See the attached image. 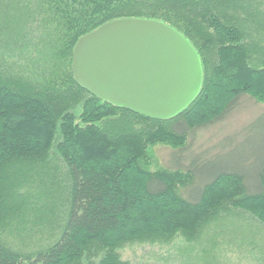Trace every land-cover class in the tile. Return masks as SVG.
Wrapping results in <instances>:
<instances>
[{
	"label": "trees",
	"instance_id": "1",
	"mask_svg": "<svg viewBox=\"0 0 264 264\" xmlns=\"http://www.w3.org/2000/svg\"><path fill=\"white\" fill-rule=\"evenodd\" d=\"M124 18L161 21L196 49L201 89L176 116L115 107L75 81L77 40ZM244 100L264 104V0H0V264H136L121 250L191 245L237 209L264 228V111L199 142ZM28 215L58 219L60 234L17 248Z\"/></svg>",
	"mask_w": 264,
	"mask_h": 264
},
{
	"label": "water",
	"instance_id": "2",
	"mask_svg": "<svg viewBox=\"0 0 264 264\" xmlns=\"http://www.w3.org/2000/svg\"><path fill=\"white\" fill-rule=\"evenodd\" d=\"M75 81L96 97L151 119H168L199 94L203 70L190 41L154 19L109 21L72 49Z\"/></svg>",
	"mask_w": 264,
	"mask_h": 264
},
{
	"label": "rangeland",
	"instance_id": "3",
	"mask_svg": "<svg viewBox=\"0 0 264 264\" xmlns=\"http://www.w3.org/2000/svg\"><path fill=\"white\" fill-rule=\"evenodd\" d=\"M243 106L242 110L227 120L200 131L199 142L213 144L216 139L218 142L228 135L239 132L252 120L254 114L264 111V104L253 105L248 100H244ZM168 151V146L157 149V154L163 162ZM23 218L25 221V217ZM32 219L33 216L28 215L27 224L25 222L26 225L19 227L18 233L15 231L16 235L9 236L14 246L25 251L46 246L57 238L61 231L56 222L58 219L48 218L46 222L43 220L35 224L29 223ZM220 221L222 222L206 228L203 236L191 245L176 241L164 248L148 245L130 246L121 250V257L136 264H164V257H167L169 264H180L179 257L173 260V255L177 257L180 251L188 255L186 264H264V228L260 222L249 213L238 209Z\"/></svg>",
	"mask_w": 264,
	"mask_h": 264
}]
</instances>
